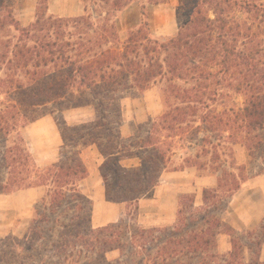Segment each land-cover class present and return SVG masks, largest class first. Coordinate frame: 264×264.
<instances>
[{"label": "trees", "instance_id": "1", "mask_svg": "<svg viewBox=\"0 0 264 264\" xmlns=\"http://www.w3.org/2000/svg\"><path fill=\"white\" fill-rule=\"evenodd\" d=\"M12 1L0 0V194L37 187L47 193L22 238L0 237V264H245L246 246L251 264H264V219L248 247L216 216L244 184L264 174V0H191L179 15V33L166 41L154 37L145 4L140 26L122 40L118 18L135 0H89L91 11L86 6L76 17L52 15V0H38L36 19L26 27ZM238 13L251 15V28ZM155 86L163 114L124 139L123 100ZM231 95L244 97V105L227 106ZM50 106L62 112L93 107L97 117L79 126L57 121L61 158L42 168L23 130L53 116L36 115ZM92 145L104 157L107 200L125 204L131 220L180 150V170L210 173L217 186L203 191L200 206L193 196L181 197L172 228L131 231L127 225L120 235L110 233L123 228L122 218L95 229L93 203L80 188L88 176L81 151ZM228 145L244 147L258 172L237 164ZM132 159L139 166L122 164ZM223 234L232 250L220 259L215 249ZM115 251L121 258L109 260Z\"/></svg>", "mask_w": 264, "mask_h": 264}, {"label": "rangeland", "instance_id": "2", "mask_svg": "<svg viewBox=\"0 0 264 264\" xmlns=\"http://www.w3.org/2000/svg\"><path fill=\"white\" fill-rule=\"evenodd\" d=\"M191 0H135L133 1L127 9L120 13L118 18V27L120 32V37L122 40L126 39L128 33L140 26L141 16L140 8L141 4H145L148 7L149 22L151 26L152 33L155 38L160 41H166L175 37L182 26V21L184 16H179L184 12V6ZM194 1V0H192ZM12 5L14 7V13L17 19L21 22L23 26H29L36 19V12L38 7V0H13ZM89 6L91 11V6L89 0H52L49 3L50 12L53 15H58L62 17H75L77 15H83L84 9ZM205 13L212 19H214V14L209 8H204ZM237 17L241 24H246L251 28V15L238 13ZM251 38V34H250ZM241 77L237 76L233 79L237 81ZM228 80L231 81L230 77ZM251 81V79H250ZM239 82V81H238ZM244 97L231 95L229 99L226 100L227 106H237L241 107L244 105ZM123 107V121L128 120L129 128L128 133L136 132L138 127L147 123V121L152 118L149 114L155 116H160L165 110V106L162 99V94L160 87L155 86L146 92L141 97H128L122 102ZM93 111L95 109L92 107ZM53 112V117L56 121H61L64 112L60 111L59 108L55 106H50L45 110H40L36 115H41L46 112ZM219 111H222V107H219ZM95 116L96 112H95ZM129 139V138H128ZM232 149L233 159L239 165H247L250 170V174L258 172V165L255 163L251 165L252 159L250 158L247 150L241 145L232 146L228 145ZM196 153L192 151V154ZM185 152L179 151L175 162L169 167L167 173L181 171L180 167L182 165V157H184ZM139 161V160H138ZM232 159H229L231 162ZM261 165V162H259ZM129 166V163H126ZM190 169V170H189ZM188 174L180 179L167 180L162 179V187L164 191H169L168 188L179 187L181 191H186L181 194V197L199 195V199L195 198L197 203H201L203 197V191L205 189H213L217 186V178L210 173L200 172L196 168H188ZM169 178V176H166ZM251 181L244 184L242 189L236 194V197L232 204L228 206L226 203L221 205L220 211L216 213V216L221 218L230 227L235 229L237 233V239L243 245H248L249 240L251 241V233L259 231L262 220L264 219V174L251 178ZM156 188L150 191L142 199L139 205L138 216L133 217L131 220L129 218V212L126 211L123 218L126 223L121 229H111L110 233L115 235H120L123 233L129 225L131 231L135 227L143 229H163L172 228L178 221V212L170 211L167 207V201L163 205V210L158 209L157 206V195ZM122 196V195H117ZM232 201V200H231ZM185 204H189V201H185ZM188 206V205H186ZM196 206H200L197 205ZM13 209V208H12ZM15 210V209H13ZM13 210L2 208L0 211L1 222H0V237L5 238L11 234L22 238L32 219L34 209H32L31 215L25 212H18L19 216L12 213ZM19 211V210H16ZM172 212V213H171ZM177 212V213H176ZM128 237L124 241L128 244ZM216 252L220 256V259H225L228 253L232 250L231 237L229 235H220L217 239ZM123 252V251H122ZM128 253V248L124 249V254ZM122 254L120 251H115L109 254L107 257L109 260L114 261L121 258ZM243 258L245 264H251V250L247 246L243 249ZM261 259L264 261V244L261 251Z\"/></svg>", "mask_w": 264, "mask_h": 264}, {"label": "crops", "instance_id": "3", "mask_svg": "<svg viewBox=\"0 0 264 264\" xmlns=\"http://www.w3.org/2000/svg\"><path fill=\"white\" fill-rule=\"evenodd\" d=\"M149 115L152 116V118H155L154 115ZM63 119L69 126H79L85 123L94 122L96 120V116L92 107H85L65 111ZM128 124V120H125L123 121V124L120 128L121 135L124 139L132 138L137 133V130L134 133H128ZM23 135L27 141L34 160L40 167H48L60 160L61 150L63 147V139L57 125V121L52 115L45 116L27 126L23 130ZM81 158L88 170V176L81 181L80 188L82 193L90 198L93 203L91 221L93 228L97 229L108 226L110 224L118 223L123 218L126 212V205L123 203L109 202L107 200L106 188L101 174V166L104 163V157L101 155L98 147L96 145H92L82 149ZM126 163H129V166ZM122 164L127 167H137L139 166V161L138 159L126 160L123 161ZM187 170L188 168L185 170L169 173H167L168 170L165 171L162 175L160 184L162 183V179L167 178V180L176 181L181 177H185L186 174H188ZM166 176H169V178ZM250 181L251 180H249L248 182ZM160 184L156 187V195L158 198L157 208L160 210L162 208L163 210V205L167 201V207L170 209V211L175 210L178 212L181 194L185 193L186 191H181L179 187H171L168 188L169 191L165 192L164 188L162 187V185L160 186ZM46 193L47 189L45 187H37L22 190L8 195L0 194V211L2 210V208L10 210L15 209L12 211V213L16 214L17 216H19L18 212L20 211L25 213L27 212L31 215L32 209L35 210V206L45 197ZM235 197L236 195H234V197L232 198L231 204L234 201ZM195 198L198 200L199 195H196ZM202 201L203 198L201 200V203H197L196 201L195 203L197 205H202Z\"/></svg>", "mask_w": 264, "mask_h": 264}]
</instances>
